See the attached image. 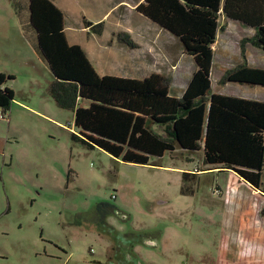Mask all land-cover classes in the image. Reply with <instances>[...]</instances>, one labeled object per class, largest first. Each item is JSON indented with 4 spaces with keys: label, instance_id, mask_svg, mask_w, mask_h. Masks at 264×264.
<instances>
[{
    "label": "rangeland",
    "instance_id": "374dc122",
    "mask_svg": "<svg viewBox=\"0 0 264 264\" xmlns=\"http://www.w3.org/2000/svg\"><path fill=\"white\" fill-rule=\"evenodd\" d=\"M109 1L56 0L67 17V42L79 45L100 75L141 79L157 72L179 96L194 62L135 12L137 4L120 3L99 20L101 35L87 36L84 20L101 18ZM219 18L224 31L213 45L211 92L264 102V87L217 82L241 61L239 42L252 33ZM125 31L136 48L117 41ZM244 49L248 66L264 68V53L250 42ZM0 72L13 75L6 82L13 99L0 115V264H264V167L259 189L213 170L186 183L194 192L184 195L181 172L207 168L201 151L189 162L165 152L138 165L74 142L73 112L47 94L50 72L11 0H0ZM99 202L118 209L104 224L95 216Z\"/></svg>",
    "mask_w": 264,
    "mask_h": 264
},
{
    "label": "trees",
    "instance_id": "16d2710c",
    "mask_svg": "<svg viewBox=\"0 0 264 264\" xmlns=\"http://www.w3.org/2000/svg\"><path fill=\"white\" fill-rule=\"evenodd\" d=\"M11 1L28 40L50 72L47 94L58 107L73 112L71 140L138 165H151L150 158L165 152L185 155L189 162L190 155L201 151L205 169L233 172L259 189L264 102L212 93L210 72L217 32L224 31L221 16L252 34L239 42L241 61L224 69L217 82L264 87V68L248 66L244 49L250 42L264 53V0H140L135 12L178 41L194 62L179 96L169 93L168 79L157 72L141 79L98 74L85 51L67 42L63 13L52 0ZM103 25L84 20L83 27L88 35L99 36ZM116 35L118 42L137 47L126 31ZM12 79V74L0 72L1 113L8 111L13 99L12 89L4 85ZM84 100L86 107L80 104ZM197 174L181 172L180 194H193ZM114 211L113 205L97 203V222L104 224Z\"/></svg>",
    "mask_w": 264,
    "mask_h": 264
},
{
    "label": "crops",
    "instance_id": "0c3cea01",
    "mask_svg": "<svg viewBox=\"0 0 264 264\" xmlns=\"http://www.w3.org/2000/svg\"><path fill=\"white\" fill-rule=\"evenodd\" d=\"M55 1L56 0H52V2L55 4ZM128 2H130V3H135V4H138L139 2H140V0H128ZM120 3H126V0H110L109 2H108V8H106L105 10H104V13H103V15H102V17L101 18H99V19H97L96 21L94 20V21H91V22H93V23H96L97 21H99V20H101V19H103V18H105L107 15H108V13H109V11H111L112 12V10L113 9H115ZM57 7H59V5H57V4H55ZM14 6V5H13ZM61 9V8H60ZM107 10V11H106ZM61 11H62V13H63V16H64V30L66 29V21H67V17H66V14H65V11L63 10V9H61ZM16 13V12H15ZM18 17V16H17ZM19 20V19H18ZM83 29H87V28H83ZM64 33H65V31H64ZM252 34V33H251ZM87 36H88V34H87ZM90 36V35H89ZM33 48V47H32ZM34 50V49H33ZM35 51V50H34ZM36 53V52H35ZM39 57V56H38ZM39 58H41V57H39ZM41 61L43 62L44 60L41 58ZM248 62V61H247ZM44 63V62H43ZM4 85H7L6 83L4 84ZM201 157V155H199V158ZM192 173H198L197 175H199L200 174V172H208V171H210V170H208V169H199V170H195V171H193V169H191L190 170ZM213 172V171H212ZM229 172V171H228ZM229 173H233V172H229ZM230 174V175H231ZM233 176H234V174H232ZM232 176V177H233ZM236 177V176H235ZM260 191V190H259ZM261 192V191H260ZM235 195H237V193H234V191H232V192H230L229 193V198H231L232 200H231V204L232 203H234V199H235ZM115 198V197H114ZM228 198V199H229ZM118 210V209H117ZM146 242H148V241H146ZM155 244V243H154ZM96 262H98V261H96ZM139 264H144L142 261H137ZM134 264V263H133Z\"/></svg>",
    "mask_w": 264,
    "mask_h": 264
},
{
    "label": "flooded vegetation",
    "instance_id": "af4514ba",
    "mask_svg": "<svg viewBox=\"0 0 264 264\" xmlns=\"http://www.w3.org/2000/svg\"><path fill=\"white\" fill-rule=\"evenodd\" d=\"M148 244H151V242H150V241H148ZM128 258H129V259H128ZM128 258H127L126 262H129V261H131V260H130V257H128ZM137 261H138V260H137ZM137 261H136V262H134V261H133L131 264H133V263H134V264H139Z\"/></svg>",
    "mask_w": 264,
    "mask_h": 264
},
{
    "label": "built area",
    "instance_id": "2783aa9c",
    "mask_svg": "<svg viewBox=\"0 0 264 264\" xmlns=\"http://www.w3.org/2000/svg\"><path fill=\"white\" fill-rule=\"evenodd\" d=\"M0 115H2V113H1ZM2 117H3V115H2ZM114 197H115V195H114V194H112V195H111V198H114Z\"/></svg>",
    "mask_w": 264,
    "mask_h": 264
},
{
    "label": "clouds",
    "instance_id": "9594fccd",
    "mask_svg": "<svg viewBox=\"0 0 264 264\" xmlns=\"http://www.w3.org/2000/svg\"><path fill=\"white\" fill-rule=\"evenodd\" d=\"M4 113H2V115H3Z\"/></svg>",
    "mask_w": 264,
    "mask_h": 264
},
{
    "label": "water",
    "instance_id": "95a60500",
    "mask_svg": "<svg viewBox=\"0 0 264 264\" xmlns=\"http://www.w3.org/2000/svg\"><path fill=\"white\" fill-rule=\"evenodd\" d=\"M263 53V52H262Z\"/></svg>",
    "mask_w": 264,
    "mask_h": 264
}]
</instances>
